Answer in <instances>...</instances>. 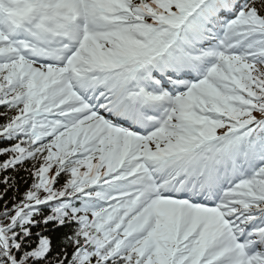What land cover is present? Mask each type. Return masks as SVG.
Here are the masks:
<instances>
[{
    "label": "snow or ice",
    "instance_id": "1",
    "mask_svg": "<svg viewBox=\"0 0 264 264\" xmlns=\"http://www.w3.org/2000/svg\"><path fill=\"white\" fill-rule=\"evenodd\" d=\"M0 106V264H264V0H0Z\"/></svg>",
    "mask_w": 264,
    "mask_h": 264
},
{
    "label": "trees",
    "instance_id": "2",
    "mask_svg": "<svg viewBox=\"0 0 264 264\" xmlns=\"http://www.w3.org/2000/svg\"><path fill=\"white\" fill-rule=\"evenodd\" d=\"M5 111L3 106H0V113H3ZM11 115V113H10ZM5 117L0 115V123H2L4 121ZM6 142L4 141H0V146H5ZM6 157L0 156V160L5 159ZM25 167H30V163H26ZM14 175L17 179V184H18V192H16L15 190H9L7 195L4 196L3 200H0V212H2L4 210L3 205L4 202L7 201L9 204V207H11V203H12V197L15 194L17 196V199H19L20 195L26 190V188L31 184V178L27 176L26 172L21 169L18 172H14L12 169H9L7 173H0V177H2L3 175ZM26 181V182H25ZM63 182V177H61V183ZM4 185L2 183H0V192L4 191ZM0 219H3V217H0ZM49 227H51V225H49ZM33 233L39 232L40 229L39 228H33L32 229ZM67 231V229H61L59 233H57L56 235H59L60 233H63Z\"/></svg>",
    "mask_w": 264,
    "mask_h": 264
}]
</instances>
